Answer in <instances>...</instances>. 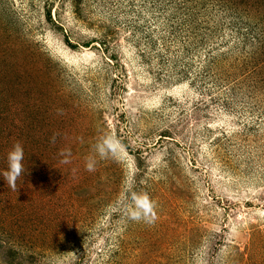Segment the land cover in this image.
<instances>
[{"label": "rangeland", "instance_id": "374dc122", "mask_svg": "<svg viewBox=\"0 0 264 264\" xmlns=\"http://www.w3.org/2000/svg\"><path fill=\"white\" fill-rule=\"evenodd\" d=\"M17 142L0 264H264V0H0V172Z\"/></svg>", "mask_w": 264, "mask_h": 264}, {"label": "clouds", "instance_id": "9594fccd", "mask_svg": "<svg viewBox=\"0 0 264 264\" xmlns=\"http://www.w3.org/2000/svg\"><path fill=\"white\" fill-rule=\"evenodd\" d=\"M95 152L100 159H104L108 156L113 158L117 157L122 150V145L114 136H105L95 146ZM64 159L61 163L68 164L70 160L67 158L70 156V151L64 149L61 153ZM7 169L0 172L3 179L7 182L9 188L17 190V179L21 177L22 173H26V169L23 165L24 161V149L22 145L17 142L14 143L6 153ZM96 159L88 158L85 162V170L93 172L95 170ZM128 184L126 183V189ZM156 203L146 192L131 193L130 204L126 207L127 218L133 222H143L145 224H152L156 219Z\"/></svg>", "mask_w": 264, "mask_h": 264}]
</instances>
